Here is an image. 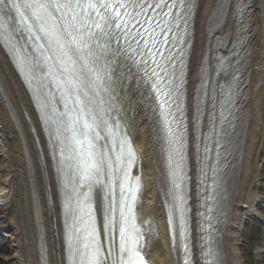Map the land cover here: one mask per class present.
<instances>
[{"label": "bare ground", "instance_id": "bare-ground-1", "mask_svg": "<svg viewBox=\"0 0 264 264\" xmlns=\"http://www.w3.org/2000/svg\"><path fill=\"white\" fill-rule=\"evenodd\" d=\"M190 4L184 99L193 263L203 264L202 248L205 251L198 216L204 190L199 170L220 109L213 101L222 84L237 83V96L232 97L234 123L220 127L219 132L227 140L223 142L227 158L218 164L227 169L213 195L212 251L215 264H244L241 232L245 215L257 206L253 190L260 181L264 146V0H191ZM11 55L0 37V231L12 244L10 260L16 264H68L63 196L56 171L59 158L57 154L53 159L51 127ZM113 67L112 122L118 120L125 129L139 158L135 176L142 184L137 212L145 233L144 253L152 264H182L179 242L173 251L167 225L171 185L157 107L123 57ZM94 200L102 232L98 190Z\"/></svg>", "mask_w": 264, "mask_h": 264}, {"label": "snow or ice", "instance_id": "snow-or-ice-1", "mask_svg": "<svg viewBox=\"0 0 264 264\" xmlns=\"http://www.w3.org/2000/svg\"><path fill=\"white\" fill-rule=\"evenodd\" d=\"M185 6V0H0V37L11 44L18 36L33 52L23 55L21 48L11 44L26 82L31 87L35 81L37 93L54 87L63 105L58 111L55 93H43L47 103L42 110H48L42 111V118L51 127L53 159L59 157L56 171L68 264H147L142 252L145 233L135 210L140 180L131 175L138 157L127 135H120L119 121L114 126L111 122L113 64L129 49L141 56L140 63L155 64L151 75L147 67L144 73L159 105L168 145L167 223L173 251L179 241L183 264H190L183 137L171 126L178 119L175 113L182 115L176 95L179 87L175 72L169 71L175 67L171 56L164 63L156 59L164 56L161 49L171 42L165 33L172 32V10ZM121 40L127 48L119 46ZM101 140L111 147L101 145ZM97 190L102 232L94 200ZM202 252L210 257L206 264H213L215 252L210 248Z\"/></svg>", "mask_w": 264, "mask_h": 264}, {"label": "rangeland", "instance_id": "rangeland-1", "mask_svg": "<svg viewBox=\"0 0 264 264\" xmlns=\"http://www.w3.org/2000/svg\"><path fill=\"white\" fill-rule=\"evenodd\" d=\"M261 156L262 166H264V146ZM262 175L264 176V170L261 168L260 181L255 185L253 192L257 193L255 195L259 199L256 209L259 208L264 211V199L258 194V192L264 194V177ZM256 209L245 215L244 227L241 232L240 248L248 264H264V218L257 216ZM246 231H250V236L246 235ZM12 254V244L0 232V264H16L10 260Z\"/></svg>", "mask_w": 264, "mask_h": 264}]
</instances>
